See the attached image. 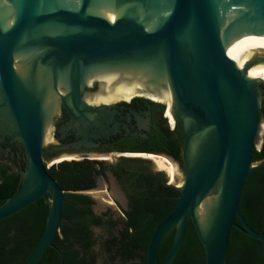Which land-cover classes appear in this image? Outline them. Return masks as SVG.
<instances>
[{
  "label": "water",
  "instance_id": "water-1",
  "mask_svg": "<svg viewBox=\"0 0 264 264\" xmlns=\"http://www.w3.org/2000/svg\"><path fill=\"white\" fill-rule=\"evenodd\" d=\"M256 68H264V0H0V128L20 139L26 153L21 184L0 205V220L40 198L49 204L43 232L24 264H37L50 247L65 264L54 244L65 191L43 157L46 117L61 102L68 104L62 95L67 89L76 119L100 115L106 104L90 107L80 97L92 76L102 79L96 101L173 96L182 165L165 153L149 154L175 164L170 184L180 194L151 235L147 264H173L190 222L205 264H226L233 227L262 241L264 257V231L251 227L240 207L251 170L263 163L253 161L264 132V80L248 76ZM196 139L203 140L198 148ZM153 171L169 178L164 170ZM208 200L214 202L204 224L199 209ZM173 230L161 261V245Z\"/></svg>",
  "mask_w": 264,
  "mask_h": 264
},
{
  "label": "trees",
  "instance_id": "trees-1",
  "mask_svg": "<svg viewBox=\"0 0 264 264\" xmlns=\"http://www.w3.org/2000/svg\"><path fill=\"white\" fill-rule=\"evenodd\" d=\"M264 122V98L261 100ZM183 138L177 131L165 127L160 131L152 149L165 152L181 161ZM264 159V136L261 148H255L253 161ZM148 160L133 158L127 167H113L121 183H129L130 204L123 216L114 219L98 215L92 209L90 196L78 191L95 185V175L103 166L89 160H63L49 168V173L65 191L63 221L54 244L63 253L65 264H96L97 238L94 227L106 229L102 248L112 260L121 263L147 264V251L155 227L174 209L180 191L170 184L162 171H153ZM25 167V164H24ZM264 164L254 167L245 184L240 207L250 225L261 231L264 227ZM21 176H8L0 181V205L20 186ZM262 201L263 206L259 207ZM49 214L44 198L30 204L14 215L0 220V264H24L39 240ZM238 220V219H237ZM175 236L173 230L163 241L160 260L167 256ZM37 264H62L59 251L50 247ZM173 264H205V250L196 228L189 223L183 245ZM226 264H264L263 242L248 236L236 227L230 235Z\"/></svg>",
  "mask_w": 264,
  "mask_h": 264
},
{
  "label": "flooded vegetation",
  "instance_id": "flooded-vegetation-1",
  "mask_svg": "<svg viewBox=\"0 0 264 264\" xmlns=\"http://www.w3.org/2000/svg\"><path fill=\"white\" fill-rule=\"evenodd\" d=\"M86 80L81 86L80 92L83 102L90 107L101 104H106L107 107L100 115L93 112L92 115L85 114L86 117L76 119L74 114L79 115V111L73 103L71 89L65 90L62 95L68 97V104L61 102L55 113L56 107L52 111L54 115L51 127H49L48 147L44 149L43 157L51 163L49 167L61 162L60 160L67 159L89 160L96 162L97 166H103L104 172L95 175L94 187L78 191V193L86 194L92 198L94 202L92 209L96 213L94 210L95 201L90 192L98 186L99 179L110 180L109 178L112 176L122 191L124 204L118 197L117 199L123 210L128 209L129 193L132 192V187L129 183H121L113 172V167H127L135 157L133 155L137 153H165L151 148L160 131L168 127L176 130L179 137L181 135L183 138L182 127L180 123L175 122L169 111L167 99H156L143 93L132 95L130 98L121 97L111 101H96L95 96L101 88L102 79L92 76ZM117 80H129V78L121 77ZM263 136L264 132L262 143L257 146L258 149L262 147ZM61 157L64 159L56 160ZM175 160L182 165V160ZM25 162V148L20 139L14 138L0 128V181L8 176L20 177ZM259 162L263 163L257 166L263 165L264 159ZM263 179L261 177L260 181L263 182ZM263 187L264 185H261V188ZM262 206L261 201L259 207ZM107 208L109 210L104 213L106 218L121 217L110 215L114 212H112L113 208L109 203ZM251 227L253 226L251 225ZM262 231H264V227L260 232Z\"/></svg>",
  "mask_w": 264,
  "mask_h": 264
},
{
  "label": "rangeland",
  "instance_id": "rangeland-1",
  "mask_svg": "<svg viewBox=\"0 0 264 264\" xmlns=\"http://www.w3.org/2000/svg\"><path fill=\"white\" fill-rule=\"evenodd\" d=\"M48 142V140H47ZM134 158H141L146 159L148 162H146V165L151 169H159L164 170V168H160L152 159L146 158V157H140L135 156ZM48 166L51 164L49 162ZM155 163V165H154ZM167 172V171H166ZM168 174V172H167ZM169 175V174H168ZM108 180L107 178L99 179L98 180V186L90 192V195L94 198L95 204H94V210H97V214L103 215L105 212H107L109 209L107 208L108 203L113 208L114 213L110 214L111 216H122L123 208L120 205L117 197L123 202L124 204V198L122 195V191L120 190L119 186L117 185L114 178L111 176ZM172 180V177L169 175V180ZM116 192V193H115ZM94 235L97 238V245H96V252L98 254V258L96 261V264H123L120 260L112 261L106 254L105 250L102 248V241L106 236V229L103 227H94L93 228ZM126 264H135V263H126Z\"/></svg>",
  "mask_w": 264,
  "mask_h": 264
},
{
  "label": "bare ground",
  "instance_id": "bare-ground-1",
  "mask_svg": "<svg viewBox=\"0 0 264 264\" xmlns=\"http://www.w3.org/2000/svg\"><path fill=\"white\" fill-rule=\"evenodd\" d=\"M248 76L252 78L264 80V68L250 69L248 70ZM167 100L169 102V111L171 112L170 107L173 103V96L167 98ZM53 109L46 117V125H45L46 126V131H45L46 139H48V136H49L50 117L52 115ZM202 141H203L202 139H196L194 146L198 148L200 144L202 143ZM133 156H140V157H146V158L152 159L160 168H164L168 172V174L172 177L173 180L177 175V169H176L175 164L164 156L155 155V154H144V153H137V154H134ZM213 202L214 200H208L207 203H205L203 207L199 209L200 218L204 224H206L207 220L210 218L209 217L210 207Z\"/></svg>",
  "mask_w": 264,
  "mask_h": 264
}]
</instances>
